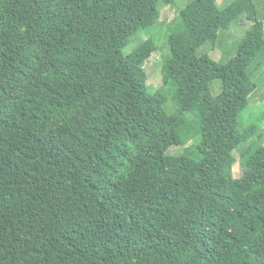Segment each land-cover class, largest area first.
Listing matches in <instances>:
<instances>
[{
  "label": "trees",
  "instance_id": "1",
  "mask_svg": "<svg viewBox=\"0 0 264 264\" xmlns=\"http://www.w3.org/2000/svg\"><path fill=\"white\" fill-rule=\"evenodd\" d=\"M173 1L0 0V264H264V147L231 168L258 128L242 117L263 22L254 0L179 10L168 113L154 40L124 50ZM241 16L234 56L198 54Z\"/></svg>",
  "mask_w": 264,
  "mask_h": 264
},
{
  "label": "rangeland",
  "instance_id": "2",
  "mask_svg": "<svg viewBox=\"0 0 264 264\" xmlns=\"http://www.w3.org/2000/svg\"><path fill=\"white\" fill-rule=\"evenodd\" d=\"M190 0H174L169 5L159 6V11H153L152 16L156 17V21L149 30L140 31L137 33L132 42L125 48L124 53H129L138 44L147 38H152L157 46L155 53L147 59L143 67L148 73V87L151 91L159 89L165 98L163 107L168 113H172L175 109V104L171 100L176 86L173 83L162 85V65L170 56L169 46L167 42L168 25ZM232 0H216L218 6H222ZM256 6L257 17L264 25V0H254ZM242 17V16H241ZM238 18L231 23L226 29L219 32V38L215 45L205 43L198 49V54H208L212 59L220 63H226L234 54L241 40L245 37L246 32L251 27V22L245 18ZM264 30V28H263ZM246 85V94L249 100V106L244 113L242 120L244 127L256 123L258 125L256 135L246 144H243L234 151L231 168L233 176L239 178L242 176L241 164L247 156L251 154L256 147H264V64L258 70L253 80L249 79ZM221 90V82L214 80L212 82V93L217 94ZM171 153L179 154L181 149L171 148Z\"/></svg>",
  "mask_w": 264,
  "mask_h": 264
}]
</instances>
